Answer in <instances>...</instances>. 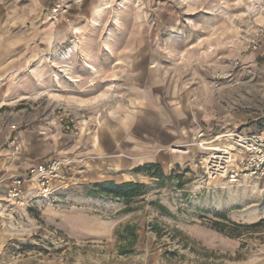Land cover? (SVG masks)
I'll return each instance as SVG.
<instances>
[{"label":"rangeland","instance_id":"obj_1","mask_svg":"<svg viewBox=\"0 0 264 264\" xmlns=\"http://www.w3.org/2000/svg\"><path fill=\"white\" fill-rule=\"evenodd\" d=\"M261 25L264 0H0V49L35 53L26 72L0 84V145L13 123L20 135L59 115L60 106L89 119L80 136L67 135L69 143L91 141L101 125L118 124L119 111L125 119L135 113L151 89L171 103H191L205 126L257 130L264 126V53L248 58L255 52L244 46ZM233 59L243 64L231 68ZM223 71L229 77L217 83ZM19 81L40 88L9 89ZM184 143L166 147L183 157L163 168L181 179L149 190L132 212H120L124 204L116 199L86 196L91 181L56 186L49 203L30 186L23 204L9 203L5 189L15 173L0 178V264H264V234L235 239L209 227L216 212L236 222L264 217V178L206 179V151ZM129 178L155 185L141 172ZM127 221L140 225L139 241L133 254L119 256L113 232ZM152 224L182 230L195 251L167 234L158 238ZM165 249L176 255L163 257Z\"/></svg>","mask_w":264,"mask_h":264},{"label":"crops","instance_id":"obj_2","mask_svg":"<svg viewBox=\"0 0 264 264\" xmlns=\"http://www.w3.org/2000/svg\"><path fill=\"white\" fill-rule=\"evenodd\" d=\"M263 53L264 44L248 58ZM34 54L28 53L27 49H0V84L9 83L7 76L13 78L15 72H26L35 60ZM35 67L44 73L41 65L35 64ZM85 74L91 73L85 69ZM22 82L19 81V86L15 84L9 89L20 91L40 88L38 84ZM161 93L160 89L147 91L149 97L143 95V103L135 113L125 119L119 111L118 124L106 122L101 125L97 129L98 135L95 139L93 136L91 141L81 140L79 137L69 143L72 139L62 132L57 114H53V118L45 123L32 125L31 128L19 132L21 148L14 158L10 157L6 137V141L3 140L0 145V178L10 173L25 174L30 166L58 157L68 162L55 181L57 189L84 181L95 183L103 180H134L129 178V174L134 175L133 169L138 166L156 163L163 169L169 167L168 163L172 160L178 163L177 160L183 156L167 153L166 147L190 142L191 135L198 127L214 132L223 130L203 125L200 115L196 118L194 109H191V103H171L170 96L166 95L165 100ZM121 175L126 178H119ZM30 186L35 187V184L25 185L24 190Z\"/></svg>","mask_w":264,"mask_h":264},{"label":"built area","instance_id":"obj_3","mask_svg":"<svg viewBox=\"0 0 264 264\" xmlns=\"http://www.w3.org/2000/svg\"><path fill=\"white\" fill-rule=\"evenodd\" d=\"M263 44L264 25H261L250 33L244 51L256 52ZM241 63L240 59H233L230 66L236 68ZM226 72L216 73L214 80L219 83L220 80L229 77ZM58 109L62 132L65 135L78 137L89 126L88 118L75 114V111L68 110V107L60 106ZM10 128L7 146L10 153L15 155L21 148L20 138L16 132L17 124L13 123ZM190 145L206 151L202 164L206 179L223 178L229 182H237L245 177L264 178V126L251 132L235 129L214 132L198 127L191 135L190 142L182 146ZM182 149L185 152L189 150V148ZM67 162L56 157L30 166L25 174L12 175L10 182L7 183L4 199L9 203L23 204L25 185L34 183L41 197L48 203L51 202L56 190L55 181Z\"/></svg>","mask_w":264,"mask_h":264},{"label":"trees","instance_id":"obj_4","mask_svg":"<svg viewBox=\"0 0 264 264\" xmlns=\"http://www.w3.org/2000/svg\"><path fill=\"white\" fill-rule=\"evenodd\" d=\"M135 173H144L154 180V187L139 181H123L115 182L114 180H103L90 184L85 189V195L91 197H104L116 199L124 204V207L120 212H132L136 209L132 204L143 200L146 193L152 188L164 187L166 183L171 182L174 178H180V175H173L172 172L166 175L159 164L148 163L142 166H138L133 169ZM160 212L170 215L171 212L167 207L159 203L158 201L151 200L148 202ZM217 218L211 219L209 227L217 232L229 238L240 239L245 235H263L264 234V217L259 218L253 222H236L231 220L226 213L216 212ZM150 230L158 237H162L164 234L170 238V240H176L182 248L195 251L193 245L189 243L192 239L182 230L173 228L170 230L163 229L158 224L148 225ZM141 229L140 225L136 222L127 221L123 224H119L114 229V246L116 253L119 256H128L136 251L135 245L139 241L138 230ZM21 246L28 248L33 247L31 243H20ZM245 246L244 242H241L239 249L241 250ZM175 250L168 251L167 249L163 252V257H171L176 255ZM202 257H207L208 254L204 251H197ZM241 252L235 255V258H239Z\"/></svg>","mask_w":264,"mask_h":264},{"label":"bare ground","instance_id":"obj_5","mask_svg":"<svg viewBox=\"0 0 264 264\" xmlns=\"http://www.w3.org/2000/svg\"><path fill=\"white\" fill-rule=\"evenodd\" d=\"M72 50H73V47L69 48V49H68V53L71 52ZM88 67H91V66L88 65ZM91 68H92V67H91ZM92 69H93V68H92ZM176 147H179V146L177 145ZM174 151H175V152L185 153L184 150H181V149H178V148H176ZM204 160H205V159H204Z\"/></svg>","mask_w":264,"mask_h":264}]
</instances>
